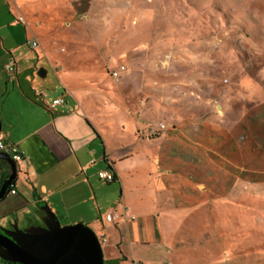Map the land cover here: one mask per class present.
I'll return each mask as SVG.
<instances>
[{"label":"rangeland","instance_id":"rangeland-1","mask_svg":"<svg viewBox=\"0 0 264 264\" xmlns=\"http://www.w3.org/2000/svg\"><path fill=\"white\" fill-rule=\"evenodd\" d=\"M23 1L40 2L45 6L42 9L38 8L40 4L30 7L31 11L37 8L30 17L41 23V32L45 29L44 33L50 34L42 39L48 47L67 48L63 40L57 39L65 33L91 35L93 42L85 39L82 42H87L88 46L95 43V64L85 63L81 67L91 66L88 76H95V92L99 95L95 94V106L90 110L96 115L101 112L151 115V126L161 120L171 132L173 118L170 115L201 116L204 109L218 105L221 106L218 113L222 105L237 113V105L243 103L250 108L264 98L253 89V80L264 89V77L255 70L261 60L259 57L264 56V0L20 2ZM176 9L179 14L173 17ZM75 14L77 18L73 17ZM121 65L126 71L116 81L110 74ZM47 79L51 82L49 86L60 93L54 75L49 72ZM238 87L243 90L237 92ZM154 102L162 105L160 115H169L168 120L158 118ZM252 116L243 119L250 128ZM219 134L207 136L203 132L191 136L190 142L179 141L166 129L158 132L157 137L147 135L148 139H160L161 145L150 151L146 184L157 192V203L173 213L161 220L159 235L165 247L150 246L148 255L153 259L147 264L162 262L160 252H164L163 256L166 253L173 256L171 264H179L177 257L182 258L180 264H208L209 257L216 260L220 255L226 258L227 264H240L230 261V257L248 255L254 256L242 264H264V256H260L264 255V182L261 179L259 183L249 182V176L254 174L246 167L244 176L248 180L239 183L237 191L232 193L233 199L225 196L230 182L220 177L224 167L217 162V157L231 158L226 155L227 145L236 146L239 138L231 137L226 127L220 128ZM260 140L262 143L259 140L256 143L264 148V138ZM244 151L248 167L264 164V154L256 155L255 147ZM101 183L104 185L103 181ZM199 185L206 189H199ZM110 188H114L118 199L119 186L113 184ZM175 209H178L176 216ZM262 236L263 241L254 247L238 254L230 253L243 238ZM132 251L135 257V247ZM187 258L196 261L187 263ZM132 261L131 258L123 264ZM103 262L120 263L118 259Z\"/></svg>","mask_w":264,"mask_h":264},{"label":"crops","instance_id":"crops-1","mask_svg":"<svg viewBox=\"0 0 264 264\" xmlns=\"http://www.w3.org/2000/svg\"><path fill=\"white\" fill-rule=\"evenodd\" d=\"M20 1L0 0V141L15 145L25 157L17 165V178L0 200V227L9 228L13 221L20 229L41 224L39 209L46 205L60 225L81 223L98 239L104 238L105 242L99 241L103 261L118 259L123 264L132 258L131 264H147L153 259L148 255L150 246L165 247L159 235L161 220L173 214L157 203V192L146 184L150 151L161 145L160 139H148L145 134L151 115H96L91 111L99 93L95 92V76H88L91 66L81 67L95 64V43L88 46L82 42L92 41L91 35L65 33L57 39L67 48L48 47L42 39L50 34L44 33L45 29L41 32V23L30 17L37 11L30 7L45 6ZM31 39L37 40L39 47L31 49ZM49 72L56 78L60 93L49 86ZM56 100L61 102L52 106ZM220 107H215L218 115L214 117L207 109L201 116L170 115L173 127L170 132L163 122L166 132L190 142L191 136L203 132L220 136V128L226 125L219 122L222 115H264V104L247 114L232 112L227 106L218 113ZM160 116L169 119V115ZM223 150L231 158L217 157L224 167L219 175L226 183L230 181L225 196L233 199L232 193L245 181V167L258 176L259 165L245 166V152L238 145L230 143ZM223 150H219L221 155H225ZM7 166L0 163V171L7 172ZM105 169L114 173L115 180L103 185L97 174ZM113 184L119 186L118 199L110 188ZM198 188L206 189L202 185ZM107 215L114 219L108 222ZM160 253L164 259L158 264H171L173 256ZM177 258L180 264L182 258Z\"/></svg>","mask_w":264,"mask_h":264},{"label":"water","instance_id":"water-1","mask_svg":"<svg viewBox=\"0 0 264 264\" xmlns=\"http://www.w3.org/2000/svg\"><path fill=\"white\" fill-rule=\"evenodd\" d=\"M40 74V73H39ZM9 175L0 186V200L17 178L18 167L6 154ZM41 224L19 229L16 221L9 228H0V260L11 264H103L101 243L87 226L77 223L61 226L55 215L43 205Z\"/></svg>","mask_w":264,"mask_h":264},{"label":"trees","instance_id":"trees-1","mask_svg":"<svg viewBox=\"0 0 264 264\" xmlns=\"http://www.w3.org/2000/svg\"><path fill=\"white\" fill-rule=\"evenodd\" d=\"M176 11V13H174L173 12V17H175V16H178V12H179V10L178 9H176L175 10ZM172 14V13H171ZM73 17L74 18H77V15L75 14V15H73ZM73 18V19H74ZM206 29V28H205ZM207 30V29H206ZM37 41V40H36ZM30 42V41H29ZM38 43V42H37ZM28 45H29V43H28ZM29 47H30V45H29ZM38 47V46H37ZM32 49V48H31ZM141 51H145V50H142V49H140ZM146 52V51H145ZM259 58H261V60H260V62L258 63V65L256 66L257 67V69L255 68V70H257L258 71V73H260V74H262L263 75V77H264V56H262L261 55V57H259ZM121 67H123L124 69L123 70H121L120 68ZM126 71V68H125V66H123V65H121V66H119V68H118V70H116V71H112L111 72V74H110V76L112 77V79H114L113 78V76H112V74L113 73H115V72H118V77H117V79H116V81H118L120 78H121V75H122V73H124ZM115 80V79H114ZM253 89H255V91H257L258 93H261L263 96H264V89L257 83V82H254V80H253ZM239 90H243L242 89V87L240 88V87H238V89H236V91L238 92ZM239 92H241V91H239ZM202 98V97H201ZM200 99V98H199ZM154 104H157V106L155 107V110L152 108L151 109V107H150V109L151 110H154V112L156 113V114H158V115H160V111L162 110L163 111V107H162V105L160 104V103H158V102H154ZM261 105V104H264V98H262L261 100H259V101H257V103H255L254 105H252V106H250V108L249 107H246V106H244L243 105V103L242 104H240V105H237V108H238V110H239V112H242L243 114H247L248 113V111H251L252 109H253V107H256V105ZM223 106L224 105H222V108H223ZM145 107L147 108V102L145 103ZM213 107V106H212ZM212 107H210L209 109H207V110H209V111H207V112H209V116H212V117H214V116H216V115H218L217 114V112H216V110H215V106H214V108H212ZM149 108V107H148ZM157 108V109H156ZM152 112V114H153V111H151ZM161 114H162V112H161ZM204 114V113H203ZM208 115V114H207ZM223 117H222V120H219V122H220V124H221V122L222 123H225L226 125L224 126V127H226L227 128V130L230 132V135H231V137H238L239 138V142H238V147H240L241 149H244V147H245V149L246 148H249V147H255L256 148V152H255V154L256 155H263L264 154V151H263V148H261V147H259L258 145H257V143H256V140H259V142H261V138H264V115H254V116H252V120H253V122H252V127L250 128L248 125H246V122H244V118H246V117H250V115H222ZM248 117V118H249ZM166 120V119H165ZM161 121V120H160ZM155 122V121H154ZM160 125H162L163 126V128H160ZM228 125V126H227ZM244 128V130H242L241 128ZM166 129V126L163 124V123H155V125L154 126H151V123L150 122H148V124H147V127H146V132H145V134L146 135H148V136H151L152 134L154 135V136H156V134L158 133V132H163L164 130ZM262 130V131H261ZM253 135V136H252ZM157 137V136H156ZM262 141H264V140H262ZM235 142H236V140H235ZM262 143V142H261ZM260 144V143H259ZM10 145H13V144H10ZM13 146H15V145H13ZM244 149V150H245ZM245 152V151H244ZM253 153V152H252ZM246 156H247V153L245 152V158H246ZM24 157V156H23ZM10 158V157H9ZM11 159V158H10ZM12 160V159H11ZM13 161V160H12ZM244 163H245V165H247V161H246V159H244ZM0 163H3V164H6L4 161H0ZM16 163V162H15ZM17 165H18V163H16ZM248 166V165H247ZM250 168H251V166H249ZM255 167H256V165H255ZM254 167V168H255ZM246 168V167H245ZM108 170V169H107ZM102 171V170H101ZM247 171L249 172V173H251V171L250 170H248L247 169ZM100 172V171H99ZM98 172V173H99ZM259 175L257 176V175H252V176H249V178L248 179H250L249 180V182H258L259 183V179H261V180H263V181H261V182H264V164H262V165H260L259 166V170H258V172H257ZM8 175H9V167L7 166V172H2V171H0V186H1V184L3 183V181L8 177ZM97 176H98V174H97ZM244 179H245V177H244ZM247 179V178H246ZM245 179V181H247ZM100 180V179H99ZM102 181V180H101ZM104 182V181H103ZM230 182V181H229ZM13 183V182H12ZM11 183V184H12ZM104 183H106V182H104ZM112 183V182H111ZM106 184H108V183H106ZM8 189H10V187L8 188ZM8 189H7V191H8ZM229 189V188H228ZM227 189V190H228ZM233 201V200H232ZM211 202H212V200L210 199V203L208 204V207L211 205ZM225 201H223V204L224 205H226V203H224ZM218 205H220V203H218ZM236 210V209H235ZM233 213H235V212H233ZM40 214H42L41 212H40ZM9 218H12L13 219V217L11 216V215H9L8 216ZM231 223H232V220H231ZM210 227H211V224H210ZM99 241H101V243H102V240H100L99 239ZM261 241H263V236L262 237H259L258 239L256 238V239H254V238H247L246 240H244V238H243V240H241V243L239 244V246H238V248L236 249H233V251H231L230 253H232V254H234V253H236V254H238L239 252H243V251H246L247 250V248H249V247H254L255 245H257L258 243H260ZM246 246V247H245ZM235 250V251H234ZM251 256H254V255H248V256H239V257H236V258H232L231 259V257H230V261H234V262H240V264H242L243 262H244V260H249V259H251L252 257ZM259 256V255H258ZM260 256H264V255H260ZM188 259V258H187ZM0 263L1 264H11V263H8V262H3L2 260H0ZM210 264H227V260H226V258L224 259V256H222V255H220L218 258H216V260L214 259V260H212L211 259V263Z\"/></svg>","mask_w":264,"mask_h":264},{"label":"built area","instance_id":"built-area-1","mask_svg":"<svg viewBox=\"0 0 264 264\" xmlns=\"http://www.w3.org/2000/svg\"><path fill=\"white\" fill-rule=\"evenodd\" d=\"M29 45H30V48L35 49V48H37L38 43L35 39H31L29 42ZM120 69L123 70L124 68L121 67ZM112 76L116 80L118 77V72L113 73ZM60 102H61V100H56V101L52 102V106L56 105ZM160 128H163V126L160 125ZM0 152L8 155L16 163H23L25 161V157H23V154L18 150V148L16 146H13L10 144L5 145L0 141ZM98 178L100 180L106 182V183H111L115 180V175L112 171L105 169V170H102L98 173ZM10 193L14 194L15 192L13 190H11ZM113 219H114V217L111 215L106 216V220L108 222L112 221ZM131 219L133 220L134 217H131ZM102 242H105L104 238L102 239Z\"/></svg>","mask_w":264,"mask_h":264},{"label":"flooded vegetation","instance_id":"flooded-vegetation-1","mask_svg":"<svg viewBox=\"0 0 264 264\" xmlns=\"http://www.w3.org/2000/svg\"><path fill=\"white\" fill-rule=\"evenodd\" d=\"M6 263V262H5Z\"/></svg>","mask_w":264,"mask_h":264}]
</instances>
